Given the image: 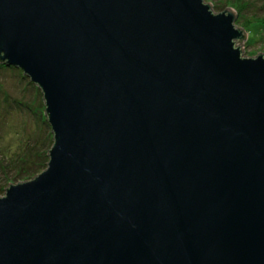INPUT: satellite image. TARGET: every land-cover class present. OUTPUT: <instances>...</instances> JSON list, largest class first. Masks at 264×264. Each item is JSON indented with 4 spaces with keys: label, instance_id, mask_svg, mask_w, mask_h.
Wrapping results in <instances>:
<instances>
[{
    "label": "water",
    "instance_id": "1",
    "mask_svg": "<svg viewBox=\"0 0 264 264\" xmlns=\"http://www.w3.org/2000/svg\"><path fill=\"white\" fill-rule=\"evenodd\" d=\"M203 0H0L47 167L0 197V264H264V55Z\"/></svg>",
    "mask_w": 264,
    "mask_h": 264
},
{
    "label": "rangeland",
    "instance_id": "2",
    "mask_svg": "<svg viewBox=\"0 0 264 264\" xmlns=\"http://www.w3.org/2000/svg\"><path fill=\"white\" fill-rule=\"evenodd\" d=\"M203 3L210 5L213 14L226 9L234 13V28L245 34L244 39L236 42L242 50V58L264 55V0H203ZM44 109L38 87L21 70L0 62V163L4 157L24 147L33 133L43 129L37 115H44ZM33 110L37 117L32 116ZM3 178L0 174V187L4 186L0 197L9 186H5Z\"/></svg>",
    "mask_w": 264,
    "mask_h": 264
},
{
    "label": "trees",
    "instance_id": "3",
    "mask_svg": "<svg viewBox=\"0 0 264 264\" xmlns=\"http://www.w3.org/2000/svg\"><path fill=\"white\" fill-rule=\"evenodd\" d=\"M35 112L32 111V116L36 115ZM37 116L43 129H39L37 131L39 133H33L32 137L30 136V139L25 141L24 147H19L16 152L4 157L0 163V174L4 177L5 186L19 181H28L47 167L48 152L53 145V135L45 115ZM3 187H0V191Z\"/></svg>",
    "mask_w": 264,
    "mask_h": 264
}]
</instances>
